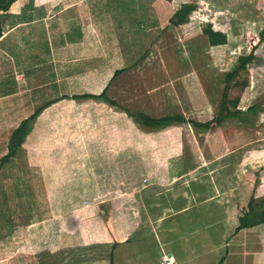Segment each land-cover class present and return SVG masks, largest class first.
Listing matches in <instances>:
<instances>
[{
	"label": "rangeland",
	"instance_id": "1",
	"mask_svg": "<svg viewBox=\"0 0 264 264\" xmlns=\"http://www.w3.org/2000/svg\"><path fill=\"white\" fill-rule=\"evenodd\" d=\"M125 2L119 14L110 13L112 37L104 45L108 60L103 69L95 71L94 93L109 85L108 96L133 112L154 117L178 112L190 119L207 120L219 112L225 72L235 69L239 56L255 48L257 58L237 76L239 87L231 88L230 94L236 96L242 90L241 106L258 103L259 112H249L250 123L231 119L209 130L181 124L155 131L108 103L88 100L78 106L71 120L33 123L26 147L0 168V264H54L59 231H79L83 219L94 216L105 224L106 211L115 221L122 214L132 226L137 220L140 235L149 227L157 228L153 216L188 190H195L194 200L200 207L177 216L183 220L179 233L188 229L185 235L190 236L189 242L181 243L176 233L175 245L190 246L198 238L191 233L198 230L211 232L206 236L215 248L216 242L223 241L217 234L221 223L213 209L216 200L226 196L222 189L234 188L231 196L238 202V212L252 195L264 196V43L258 44L264 28V0ZM181 2H196L198 8L187 23L176 26L171 18ZM207 23L226 32L228 43L210 46L203 33ZM95 67L101 65L95 63ZM122 68L125 71L114 77ZM6 103L5 98L0 100L2 106ZM15 128L0 126V134L6 131L5 137L11 138ZM9 144L10 139L0 138V158L9 151ZM204 162L219 169L212 178L207 174L209 179L201 180L204 171L198 166ZM179 171L187 175L174 181L173 173ZM233 173L236 182L229 184L226 178ZM245 182L255 186L253 194L245 189ZM106 198L111 201L105 202L110 205L103 212L100 207L105 206L100 202ZM75 213L82 215L80 219ZM236 217L237 210L231 215L232 226L239 223ZM205 224L211 229H201ZM257 229H247V240L244 233L237 235L231 249L241 252L246 245L252 252L263 249L264 231ZM153 241L149 237L148 247H135L136 262L152 264L157 259ZM211 248L199 252L201 256L188 254L196 257V264H226L221 259L226 246L215 252ZM95 251L85 253L97 258L101 251ZM227 264L237 263L229 259Z\"/></svg>",
	"mask_w": 264,
	"mask_h": 264
},
{
	"label": "crops",
	"instance_id": "2",
	"mask_svg": "<svg viewBox=\"0 0 264 264\" xmlns=\"http://www.w3.org/2000/svg\"><path fill=\"white\" fill-rule=\"evenodd\" d=\"M125 1L16 0L8 11L2 13L0 100L5 98L7 101L3 106L0 104V126L2 129H6L7 125L16 127L23 118L38 109H41V112L34 125L59 124L63 120H71L79 105H85L88 100L92 103L96 101L94 99L77 100L74 97L94 93L92 88L94 77L97 75L95 71L103 69L105 61L108 60L105 56L107 51L104 49V45L112 37L110 29L113 20L110 13L119 14L124 8V4L126 5ZM115 35L118 36L117 33ZM95 63L100 64L101 67H95ZM241 102L242 100L240 108L247 109L241 106ZM3 133L0 134V138H5L8 141L10 137L6 138ZM30 137L31 133L25 142H28ZM140 151L138 150V152ZM217 159L215 158L214 162L218 161ZM199 169L204 171L203 175L199 177L201 180H206L209 179L207 174L211 175L219 168L216 164L209 166L204 162L198 166ZM182 174L183 172L180 171L177 174L173 173L172 179L177 181L182 177ZM186 175L183 174V177ZM168 176L170 178L171 175ZM212 177L213 175H211ZM233 181L236 182V173L226 178V182L229 184ZM245 183V189L253 194L255 186ZM232 189H234L232 186L223 188L222 192L226 196L221 198H227L223 202L221 198L217 199V203L213 207L219 217L218 223H221L217 234L223 238V241H215L218 244V246H213L215 248L210 247L212 240L206 236L211 232L202 234V231L198 230L191 233L194 236L197 234L198 238L191 242L190 246L175 245L177 243L176 233L180 235L181 243L189 242L190 236L185 235L189 231L188 229L179 233L181 229L179 226L183 220H179L177 216L190 211L192 213L196 207H200L194 200L195 190H188L189 193L170 200L167 207H163L159 214L153 216L158 223L156 224L157 228L152 229L153 231L149 227V231L146 230L139 235L137 233L141 228L137 230V220L133 221L135 225L132 226V221L128 222L121 214L115 221L107 211L104 216L105 224L94 216L83 219L84 226L79 224L81 225L79 231L73 232L74 229L69 231L70 233L59 231L53 247L54 264H142L136 262L135 259H138L139 255L135 257L134 249L136 246L138 249L140 246L141 248L148 247L149 237L155 238V242L151 243H155L153 247L157 250V259H152V264H160L165 255L171 256L172 264H196L194 261L196 257L190 256L188 251L191 254L200 255V253H205L208 247L212 249V252H215L225 246L227 252L221 259L226 264L229 263V259L237 264H264V247L257 252L248 250L247 245L242 248L244 250L241 252L231 249L232 242L237 241V235L244 233L247 240V229H249L245 228L236 232L237 221L234 220L236 221L235 226L231 224L232 213L237 210V220L242 213V211L238 212V202L231 196ZM152 198L154 196L150 197V199ZM109 200L110 198L102 200L100 205L109 206L110 203L105 204ZM142 200L149 202L147 198ZM175 201L178 202L174 205ZM106 206L100 207V210L104 209L103 212H105ZM243 209L244 207L241 210ZM202 213L206 216V212ZM80 216L82 215L75 213L76 219H80ZM147 216L149 218V214ZM206 219H204L205 222ZM163 222L164 225H162ZM207 227L205 224L201 229L205 231L211 229ZM257 227L258 229L255 231H264V224ZM136 235H139V238L133 240ZM162 237H165L166 240L164 241ZM261 237L264 246V234ZM94 250H96L95 252L100 250L101 255H97L95 258L85 253L87 251L94 252ZM254 254L257 255L256 258Z\"/></svg>",
	"mask_w": 264,
	"mask_h": 264
},
{
	"label": "trees",
	"instance_id": "3",
	"mask_svg": "<svg viewBox=\"0 0 264 264\" xmlns=\"http://www.w3.org/2000/svg\"><path fill=\"white\" fill-rule=\"evenodd\" d=\"M16 0H0V38L3 34L2 28V13L9 10L11 4ZM198 8L196 2H181L178 4L174 14L171 18V23L178 26L189 21L190 16ZM203 33L207 36L210 46H220L228 43V36L226 32L222 30H216L212 23L205 24ZM264 43V28L259 34V43ZM256 49L249 54L239 56V65L232 71L225 72L224 82L226 83V89L220 104L219 112L207 120L190 119L182 113L173 112L163 116L154 117L144 111L133 112L126 109L116 100L110 98L107 94V88L101 93H87L76 95L74 98L77 100L94 99L96 101H102L108 103L111 107L119 112H125L129 117H132L135 122L142 127H149L150 130H164L173 125L191 124L194 127L201 130H209L215 126L222 125L225 121L231 119H239L242 122L250 123L252 118L249 116V112H259L260 104H253L247 109L240 108V101L242 98V90L239 95L232 96L230 94L231 88L239 87L236 82L237 76L247 68V66L254 62L257 58ZM125 71V68L118 69L115 72L117 77ZM243 87V86H242ZM244 88V87H243ZM41 112V109L31 113L27 118L21 121L15 128L10 138L9 151L0 158V168L10 157L17 156L22 149L23 144L26 141L27 136L32 132L33 123L37 116ZM238 225L236 232L245 229L253 228L264 224V196L255 197L252 195L249 199L247 206L242 210V213L238 217Z\"/></svg>",
	"mask_w": 264,
	"mask_h": 264
},
{
	"label": "built area",
	"instance_id": "4",
	"mask_svg": "<svg viewBox=\"0 0 264 264\" xmlns=\"http://www.w3.org/2000/svg\"><path fill=\"white\" fill-rule=\"evenodd\" d=\"M160 264H172L171 256H163L162 260L160 261Z\"/></svg>",
	"mask_w": 264,
	"mask_h": 264
}]
</instances>
